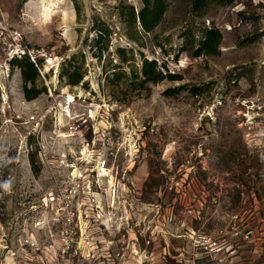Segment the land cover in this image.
<instances>
[{"label": "rangeland", "instance_id": "rangeland-1", "mask_svg": "<svg viewBox=\"0 0 264 264\" xmlns=\"http://www.w3.org/2000/svg\"><path fill=\"white\" fill-rule=\"evenodd\" d=\"M79 5L78 15L71 0H0V264L264 261V0L202 9L169 0L138 44L117 0ZM97 21L113 32L101 60ZM213 27L220 53L195 57ZM119 48L136 67L145 57L182 80L109 82ZM26 53L41 60L33 101L7 63ZM80 54L84 80L71 87L61 66L72 56L81 65ZM36 148L38 177L28 160ZM99 160L107 167L98 173Z\"/></svg>", "mask_w": 264, "mask_h": 264}, {"label": "trees", "instance_id": "trees-1", "mask_svg": "<svg viewBox=\"0 0 264 264\" xmlns=\"http://www.w3.org/2000/svg\"><path fill=\"white\" fill-rule=\"evenodd\" d=\"M71 1L79 15V0ZM117 1L119 2V17L126 27L127 37L129 40L138 44L142 33H153L159 26L168 9L169 0H143V6L138 11L133 6L126 4L123 0ZM208 1L209 0H194V6L196 9H202L207 5ZM234 1L235 0H219L222 4H229ZM93 31L96 34L93 40V49L98 51L94 54V57L101 60L104 54L109 52L113 32L105 23L98 21L95 23ZM203 33L200 45L194 53L195 57L218 55L223 39L221 32L213 27L206 29ZM116 53L119 63L114 67L117 71L114 72L113 79L109 78V82L113 84L127 81L129 87L134 89H146L150 84L158 85L164 81L175 82L182 80L180 76L169 73L162 64L159 65L157 61L148 60L145 57L141 58L140 68L136 67V58L132 50L119 48ZM80 57L82 58L81 65H75L76 56H72L62 63L59 78L65 80L68 86L76 87L83 83L84 73L82 70L85 64V55L80 54ZM7 63L9 65L10 75H13L16 69L20 71L23 81L24 98L27 101H33L38 98L42 94V91L37 87V82L40 77L38 64H41V60L37 57L32 58V56L26 53L22 56H14ZM126 68H128L129 73ZM184 89H186V86L169 88L164 92V95L169 98L175 97ZM201 91L202 88L199 87H192L190 89V93L193 96L200 95ZM37 154V148L35 151H31L28 154L29 164L35 177H38L42 171V166L38 161ZM247 233H249V231Z\"/></svg>", "mask_w": 264, "mask_h": 264}, {"label": "built area", "instance_id": "built-area-1", "mask_svg": "<svg viewBox=\"0 0 264 264\" xmlns=\"http://www.w3.org/2000/svg\"><path fill=\"white\" fill-rule=\"evenodd\" d=\"M106 165H107L106 164V160H99L97 162V167H96L98 173L99 172H104L106 170V167H107ZM260 250H261L262 253H264V242L260 245Z\"/></svg>", "mask_w": 264, "mask_h": 264}, {"label": "bare ground", "instance_id": "bare-ground-1", "mask_svg": "<svg viewBox=\"0 0 264 264\" xmlns=\"http://www.w3.org/2000/svg\"><path fill=\"white\" fill-rule=\"evenodd\" d=\"M72 101H73V99H72V97H70V98H69V102H72Z\"/></svg>", "mask_w": 264, "mask_h": 264}, {"label": "crops", "instance_id": "crops-1", "mask_svg": "<svg viewBox=\"0 0 264 264\" xmlns=\"http://www.w3.org/2000/svg\"><path fill=\"white\" fill-rule=\"evenodd\" d=\"M259 264H264V261L260 262Z\"/></svg>", "mask_w": 264, "mask_h": 264}]
</instances>
